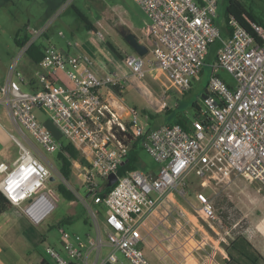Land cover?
<instances>
[{
  "label": "built area",
  "instance_id": "1",
  "mask_svg": "<svg viewBox=\"0 0 264 264\" xmlns=\"http://www.w3.org/2000/svg\"><path fill=\"white\" fill-rule=\"evenodd\" d=\"M132 1L149 21L143 35L151 44L148 60L137 54L123 59L138 80L147 70L159 68L186 92L205 66L209 45L219 43L201 98L203 110L187 129L178 124L151 130L141 126L133 109L121 104L117 108L109 100L123 89L125 79L108 71L98 75L89 55H64L52 45L42 50L34 74L35 90L23 89L28 82L15 64L0 83V106L6 108L20 134L25 137L27 133L49 154L59 151L62 140L79 153L84 163L72 161L71 171L79 175L92 203L106 213L102 221L104 241L99 231L96 238L87 235L83 239L60 229L61 249L71 260L47 246L45 259L50 264H150L139 247L144 241L139 223L150 216L158 218L157 214L161 218L154 229L160 223L168 229L156 244L163 251L161 260L170 259L175 252L178 258L173 264H209L213 248L186 212L174 204L173 193L183 196L191 176L199 180L202 189L228 186L241 177L264 191V28L251 23L250 35L230 19L228 24L234 29L223 34L214 22L218 0ZM45 32V28L36 30L20 52L25 54ZM220 71L230 74L235 85L223 82ZM36 113L44 115L43 121ZM138 139L160 165L157 175L152 178L135 170L118 176L120 165ZM17 144L16 160L10 166L0 163V193L30 226L37 227L55 207L48 188L54 175L42 154L35 156ZM110 175L116 176V182L102 197ZM75 197L81 199L76 193ZM194 198L196 205L190 204L194 212L218 234L211 201L202 192ZM165 242L175 245L167 248ZM103 246L109 252L93 263L90 254L99 253ZM118 255L125 262L119 261Z\"/></svg>",
  "mask_w": 264,
  "mask_h": 264
},
{
  "label": "rangeland",
  "instance_id": "2",
  "mask_svg": "<svg viewBox=\"0 0 264 264\" xmlns=\"http://www.w3.org/2000/svg\"><path fill=\"white\" fill-rule=\"evenodd\" d=\"M233 1L238 3L246 12H251L258 20L264 22V0ZM49 5L50 3L46 0L0 1V83L5 81L8 70L14 64L16 71L19 72H22L24 67L30 65V60L27 56L16 47L14 43L15 35L18 34L21 39L28 37L29 40H32L36 30L40 28H45L49 39L39 36L35 39V43L44 47L52 45L57 50L61 49L63 53H66V44L68 43L72 46L75 43L78 45L82 43L89 44L88 41L96 40L100 43V48L105 51L110 53L111 49L107 47L109 44L117 55L121 54L119 46L126 45L121 35L103 28H98L100 36L97 33L87 31L83 23L77 19L74 9L78 10L94 25H96L97 18L103 17L102 15L108 16L115 25L117 24L121 27L122 23H127L129 20L136 23L138 27L145 22L148 23L142 10L132 0H69L66 5L60 0L59 6L57 8L54 7L44 20L42 16H44L46 7ZM226 6L227 0H218L217 17L214 22L220 29L223 26ZM214 52L213 48L209 50L203 71L197 80L191 83L192 90H188L189 92L181 91L168 78L166 72L159 68L146 71L144 77L139 80V85L137 87L132 85L122 95L125 104L134 109L138 123L145 127L167 124L184 118H189L190 121L194 120L196 111L193 105L196 104L199 110H203L201 98L209 81L210 64L214 57ZM112 54V61L117 63L116 54ZM148 58V55L143 57L144 61L148 60ZM219 77L227 85H235L234 79L227 72L220 71ZM114 90L116 92L119 91L118 88ZM120 91L122 92L123 89H120ZM166 93L168 104L171 108L170 111L148 120L142 113V109L146 106L144 99L150 95L152 98L158 97L161 100L166 96ZM36 115L39 120L43 121L44 115L42 116L39 113H36ZM0 123L13 137L8 147L10 160L18 157L19 146L15 142L17 140L35 156L37 153L42 154V160L54 175V181L48 183V188L51 189L55 198L54 209L40 225L31 228V234L25 232L22 237H30L34 232H37L38 235L42 234L45 241L37 249L42 257L46 258L45 248L51 246L61 252L65 259L71 260L61 249L60 229L70 235H78L83 239L87 235L96 238L95 225L96 222L99 223L105 219L104 208L100 205H94L91 196L86 197L87 192L82 187L78 174H74L71 171V178L66 180V183L58 177L56 153H46L34 143L27 133H24L28 139L26 141L11 122L7 123L0 120ZM159 168L160 165L154 162L144 150L139 152L137 169L142 174L153 178L157 175ZM61 183L74 195L75 193L79 195L81 199L76 198L71 203L64 200L57 191V186ZM183 192V196L174 192L172 195L173 202L186 212L192 223L207 238L211 248H216L214 254L216 260L219 257L222 263L224 247L238 236H244L264 257V191L258 184L249 183L241 177H236L228 186L210 185L202 189L199 185V180L195 176H191ZM198 192L204 193L213 205L214 213L217 216V222L213 224L216 226L218 234L210 230L208 225L200 219L190 205H196L194 197ZM67 217L73 219L72 223L58 228L59 222ZM20 218L21 215L18 210L12 211V213L7 214V223L1 222L0 227L8 229ZM101 237L104 238L102 231ZM33 258L35 256L32 255L26 262L16 264H31ZM89 259L92 260V254Z\"/></svg>",
  "mask_w": 264,
  "mask_h": 264
},
{
  "label": "crops",
  "instance_id": "3",
  "mask_svg": "<svg viewBox=\"0 0 264 264\" xmlns=\"http://www.w3.org/2000/svg\"><path fill=\"white\" fill-rule=\"evenodd\" d=\"M0 1L5 2V1H10V0H0ZM46 1H48L50 5L46 7L47 9L44 12V16H42L44 20L49 16V14L52 12L54 7L57 8L59 6V2H60V0H46ZM61 1L66 4L69 0H61ZM102 16L103 17L97 18L96 25L91 23L93 28L92 30H89V32L99 34L98 28H103L106 30H110L111 32H115V34L121 35V37L124 40H125V37L131 33L135 36V38L137 39L139 43L143 44L148 49V52L146 55H148V57L150 58L151 44H150V41L143 35V31L149 25L148 19H147L148 23L145 22L140 27H138L137 24L134 23L132 20H129L127 23H122V27H121L120 25H117V24L115 25V23L108 16H105V15H102ZM98 36H100V34ZM43 37L47 40L49 39V35L46 32L44 33ZM88 42L90 45L85 44V43L78 45L75 43L72 46H69L68 44H66L67 46L66 53H63L61 49L59 51L62 54L68 55V56L78 55V54L89 55L95 61L94 71L98 75H103L104 72L106 71L119 74L123 79H125L124 80L125 83L123 84V91L118 92L119 94L117 93L116 97L110 98L109 100L117 108L121 104L127 108L133 109L131 107H128L122 98V95L125 92H127V90H129L128 88H130L132 85H135L136 87L139 85V80L130 74L129 70L124 66V63H123V59L125 56L135 54L133 49L125 41L126 42L125 46H121V47L119 46V51L121 52V54L117 55L114 52L113 47L109 46V44L107 45V47L111 49L110 53L105 51L103 48H100L101 45L98 41L90 40ZM112 53L116 54L118 58L117 63H114L112 61V57H111ZM36 70H37V66L32 65L31 62L29 66L24 67L21 73L23 74V76L28 82L23 85L24 90L32 91L37 88V85L34 79V74ZM60 76L62 77V82L64 84H68L67 80L63 77V75H60ZM196 80L197 78L194 81ZM191 90H192V87H190L189 91ZM118 95L120 96V98ZM167 99H168L167 93H166V96L161 100L158 99V97L152 98L150 97V95L146 96V98L144 99V104L146 106L142 109L143 115L146 116L148 120H151L152 118L158 115H161L163 113L164 114L168 113L171 108L169 107ZM0 120H3L7 123L11 122L13 124V122L11 121L8 115L6 108L3 106H0ZM182 121L188 124L190 122V119L184 118L182 119ZM171 123H167V124H171ZM160 125H164V124H159V125H154V126H145V128L148 130H151V129H155L159 127ZM22 137L27 138L26 136L24 137V135H22ZM12 138H13L12 134L9 133L0 123V163H5L9 166L16 160V159L10 160V155L8 153V147L10 145L9 142ZM15 142L17 143L18 141L15 140ZM53 181H54V178L53 180H51V182ZM172 200H173V197H172ZM157 217L161 218L159 217V214H157ZM158 218H154L153 216H150L147 220H143L141 223H139V233L144 238V241L139 245V247L143 250L145 257L150 262V264H173L175 259L178 258V255L175 252H171L170 259H166V260L160 259V256L162 255L163 251L162 249L157 248L156 244H157V241L161 240L162 237L167 235L168 229L165 223L158 224L157 229L156 230L154 229V226L157 224ZM32 227L33 226H30L22 217L18 219L8 229H3L0 227V230H3V234L0 235V264L23 263V262H26V260H28L32 255L35 256V258H33L31 264H50L44 257H42V255L38 253V250H37L39 245H41L45 241V238L42 237V234L38 235L37 232H34L30 237H26V238L22 237L25 232H28L31 234L30 230ZM95 227H96V234H97V231H99L100 234L102 231L105 235L106 229L102 221L99 223H96ZM104 239H105V236L103 238V241ZM164 245L165 247L169 248V247H173L175 244L173 243V245H169L167 242H165ZM153 246H155V250L152 249ZM108 252H109V248L106 246H103L100 249L99 253H96V252L91 253L92 254L91 261L93 263L98 262L101 258L105 257ZM215 252H216V248H213V254L209 258V264H222L219 257H217V260L215 259L214 257ZM117 257L119 261L125 262L122 256L118 255Z\"/></svg>",
  "mask_w": 264,
  "mask_h": 264
},
{
  "label": "trees",
  "instance_id": "4",
  "mask_svg": "<svg viewBox=\"0 0 264 264\" xmlns=\"http://www.w3.org/2000/svg\"><path fill=\"white\" fill-rule=\"evenodd\" d=\"M74 12L76 14L77 19L83 23L84 28L87 31L92 30L93 27L91 23L87 20V18L76 9H74ZM230 19L234 20V22L238 26H240L250 35H252L250 32L251 23H257L264 28V22L258 20L251 12H246L238 3L233 0H227L223 26L221 28L223 34L225 35L230 34L234 29L233 26H229L228 24ZM28 42V37H24L21 39L19 38L18 34H16L14 37V43L19 49L22 48ZM218 47V42H213L209 45V50L213 48L215 51L211 63L215 61V54ZM43 48L44 46L41 44L32 43L26 49L25 55L30 60L32 65L38 66V64L40 63L43 57ZM205 92L206 90L204 91V94ZM193 108L196 111L195 117L197 118L199 115V108L196 104L193 105ZM171 124H178L184 129L188 128V125L182 120H177ZM141 150H143L142 139H138L132 144L130 150L125 156L123 163L120 165L117 173L118 176H123L128 172L138 170L137 164L139 159V152ZM56 160L58 164L57 171L65 181L70 180L71 178L72 161H80L81 163H84V160L80 157L79 153L74 149V147H72V145H70L64 140L61 141V147L59 151L56 152ZM110 189L111 188H104L101 196H106ZM57 191L67 202H73L76 199L75 195L70 190H68L67 187L62 183L57 186ZM12 211H16V209H14L0 193V223H7V214L12 213ZM72 220L73 219H71L70 217L65 218L64 220L59 222L58 228L70 225L72 223ZM2 234L3 230H0V235ZM222 264H264V257L251 245V243L244 236H238L224 247Z\"/></svg>",
  "mask_w": 264,
  "mask_h": 264
},
{
  "label": "water",
  "instance_id": "5",
  "mask_svg": "<svg viewBox=\"0 0 264 264\" xmlns=\"http://www.w3.org/2000/svg\"><path fill=\"white\" fill-rule=\"evenodd\" d=\"M125 41L133 49L135 54H137V55H139L141 57H144L147 54L148 49L143 44L139 43L133 34H131V33L128 34L125 37ZM202 98H204V95H202ZM51 180H53V178H51ZM115 182H116V176L115 175H110L108 177L107 187L108 188L112 187ZM88 196H89V194L86 195V197H88Z\"/></svg>",
  "mask_w": 264,
  "mask_h": 264
}]
</instances>
